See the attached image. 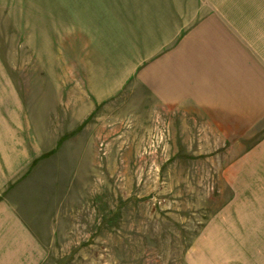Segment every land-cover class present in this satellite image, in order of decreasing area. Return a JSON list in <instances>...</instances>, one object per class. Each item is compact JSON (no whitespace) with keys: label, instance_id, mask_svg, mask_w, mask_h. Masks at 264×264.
Wrapping results in <instances>:
<instances>
[{"label":"rangeland","instance_id":"1","mask_svg":"<svg viewBox=\"0 0 264 264\" xmlns=\"http://www.w3.org/2000/svg\"><path fill=\"white\" fill-rule=\"evenodd\" d=\"M89 1L0 0V56L32 128L59 142L27 187L43 264H264V165L243 160L257 141H226L131 83L97 102L89 67H115L98 41L117 37L84 36Z\"/></svg>","mask_w":264,"mask_h":264},{"label":"crops","instance_id":"2","mask_svg":"<svg viewBox=\"0 0 264 264\" xmlns=\"http://www.w3.org/2000/svg\"><path fill=\"white\" fill-rule=\"evenodd\" d=\"M88 4L93 7L84 12L91 22L84 36L97 31L117 37L113 44L98 41L99 52L106 45L118 54L115 67H89L97 102L131 83L133 94H145L163 110L201 116L226 141H257L243 160L258 158L264 165V0ZM27 104L0 56V264H43L46 257L25 215L38 211L35 191L27 187L39 179L34 168L56 153L59 142L51 146L43 126L32 128Z\"/></svg>","mask_w":264,"mask_h":264}]
</instances>
